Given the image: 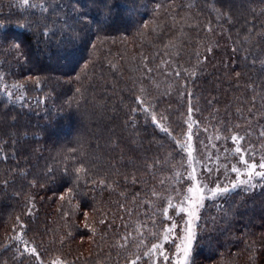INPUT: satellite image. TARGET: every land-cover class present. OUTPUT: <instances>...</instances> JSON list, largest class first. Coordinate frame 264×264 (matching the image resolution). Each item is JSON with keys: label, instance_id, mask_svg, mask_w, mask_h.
I'll return each mask as SVG.
<instances>
[{"label": "trees", "instance_id": "obj_1", "mask_svg": "<svg viewBox=\"0 0 264 264\" xmlns=\"http://www.w3.org/2000/svg\"><path fill=\"white\" fill-rule=\"evenodd\" d=\"M0 24L21 44L0 48V264H129L158 242L169 261L139 264H172L189 102L213 180L235 179L233 134L264 154V0H0ZM205 204L192 264H264V187Z\"/></svg>", "mask_w": 264, "mask_h": 264}, {"label": "snow or ice", "instance_id": "obj_2", "mask_svg": "<svg viewBox=\"0 0 264 264\" xmlns=\"http://www.w3.org/2000/svg\"><path fill=\"white\" fill-rule=\"evenodd\" d=\"M22 2L24 5H29V0H22ZM105 6H107V0H105ZM71 43L75 44V40H71ZM6 44H10L12 50H19L21 47L17 38L14 36L10 37L6 26L0 24V48H3ZM65 55L71 57L74 55V49L68 50ZM177 75L180 74L177 73ZM192 75H195V73H192ZM0 83H2V78H0ZM12 87L17 88L19 86L13 85ZM6 94L11 98L14 95V92L7 91ZM138 103H143V101L138 98ZM143 111L147 113L148 109L144 108ZM188 114L189 119L186 121L188 135L186 141L181 142L176 140L175 137H172L179 150L187 154V168L190 170L186 171V173H177L176 177L178 184H184L186 181L187 186L184 190L181 188H175L174 191L177 197V202L173 203L172 198L168 197V206L160 213L163 219L171 221L170 226L166 225L164 227V242H167L169 238L173 236L177 227H179L176 220L177 216L181 217V223L183 224V236L180 237L181 243L175 244L176 252L173 253L175 260L172 264H192L193 242L196 239V231L194 230L193 225L198 227L197 222L200 220V211L206 206V201L225 200L237 192V190L251 191L254 190L257 185L264 187V154L260 155L259 161L257 162L255 149L253 147H244L240 142L243 141L245 137L240 136L238 133L233 134L230 137V140L236 145L234 150H232V155L238 158L237 162L233 163L230 168L227 164L223 165L226 172L236 174L235 179L229 180L226 175L224 180L218 178L213 180V173H219L221 165L217 163L210 167L207 161L213 159L211 155H207L203 160H199L193 156L192 151H190L192 148V136L195 134L192 131L193 124L196 123L197 128H199V124L191 119L193 107L190 102ZM151 116L153 123H156L157 117L155 112L151 113ZM161 119H166V117L162 116ZM161 130L170 135L167 127L161 126ZM205 131H207V129H205ZM260 135L264 137V131H262ZM216 139L219 140L221 137L217 136ZM200 143L203 144L204 142L200 141ZM204 146L208 147V145ZM211 147L215 148L216 145L212 144ZM228 151V149H225V153ZM219 159L220 157L217 155L215 160L219 161ZM227 159L228 156L225 155V160ZM194 164H199L203 168V171L198 172L196 167H194ZM238 165H242V167ZM77 171H82V169H78ZM205 173H207V175H205ZM61 199H63V197H61ZM169 208L175 209L174 216L168 215ZM181 214L184 215L182 216ZM153 223H155V221H153ZM21 227L23 226L21 225ZM152 235L154 239H159L158 233H152ZM14 239L25 246L24 253L36 257L39 261L37 249L34 246L29 248V242L24 240L22 235H17ZM125 239H127V237H125ZM172 242L175 243L174 240ZM154 253H159L163 256L165 261H169V257L164 255L163 252V242H158L152 243L151 247L143 253V257L137 255L134 259L129 261V264H139L142 258H147L148 261H151ZM53 264H60V261L54 260Z\"/></svg>", "mask_w": 264, "mask_h": 264}, {"label": "rangeland", "instance_id": "obj_3", "mask_svg": "<svg viewBox=\"0 0 264 264\" xmlns=\"http://www.w3.org/2000/svg\"><path fill=\"white\" fill-rule=\"evenodd\" d=\"M178 225H179V227H177V229H176L175 232L173 233L175 240H177V243H176V244L181 243L180 237L183 236V231H182V229H183V224H182V223H178ZM193 228H194V230H195L196 233H197V228L195 227V225H193ZM195 240H196V239H195ZM195 240H194V242H193V249H194V247H195ZM175 252H176V248H174V253H175ZM173 259L175 260V257H174V256H173Z\"/></svg>", "mask_w": 264, "mask_h": 264}]
</instances>
